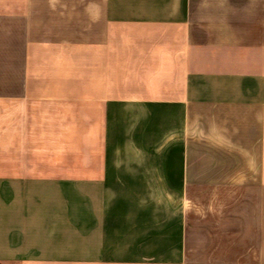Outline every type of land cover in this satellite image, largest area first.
I'll return each mask as SVG.
<instances>
[{
	"label": "crops",
	"instance_id": "0c3cea01",
	"mask_svg": "<svg viewBox=\"0 0 264 264\" xmlns=\"http://www.w3.org/2000/svg\"><path fill=\"white\" fill-rule=\"evenodd\" d=\"M0 264H264V0H0Z\"/></svg>",
	"mask_w": 264,
	"mask_h": 264
},
{
	"label": "rangeland",
	"instance_id": "374dc122",
	"mask_svg": "<svg viewBox=\"0 0 264 264\" xmlns=\"http://www.w3.org/2000/svg\"><path fill=\"white\" fill-rule=\"evenodd\" d=\"M134 116L129 114L125 115L122 111H117L113 115V125L111 128V138H110V145H111V162H112V169L118 170H125L129 169L128 167L124 166V161L127 159H139L143 157H154V151H147L142 152L140 151L139 146V136H140V119L137 113H133ZM154 126V121L152 124ZM152 139V138H151ZM150 139V140H151ZM147 143V142H145ZM150 143V142H149ZM148 143V144H149ZM151 145L154 147V137L151 140ZM150 145V144H149ZM115 166V167H114ZM136 188L139 190H148L151 187H155V183H135ZM164 188L163 195L164 198L162 200L157 199L155 197H147L149 193L141 194L144 199H133V203L136 202L139 206H143L145 211L150 210H157L158 215L163 216V220H160L158 215H155V211H151L153 215H147L148 218V230L146 231L147 234H151L152 231L155 230L156 223L159 226L161 223L164 224V229L160 232V238L165 240L171 239L172 227H174L175 232V223H176V214L175 211L172 213V208L174 210L177 208L180 202V197L177 192L173 190L171 184H161ZM138 196V195H136ZM139 197V196H138ZM161 202H164L163 211H160ZM150 214V212L148 213ZM152 249V253H161L163 249V253L168 249L165 245L164 248L158 246L157 248H150Z\"/></svg>",
	"mask_w": 264,
	"mask_h": 264
}]
</instances>
